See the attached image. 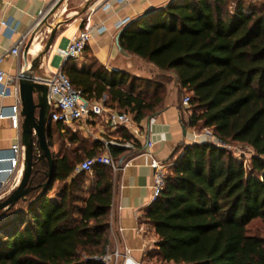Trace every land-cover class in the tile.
Here are the masks:
<instances>
[{
    "label": "trees",
    "instance_id": "trees-1",
    "mask_svg": "<svg viewBox=\"0 0 264 264\" xmlns=\"http://www.w3.org/2000/svg\"><path fill=\"white\" fill-rule=\"evenodd\" d=\"M117 46L163 81L106 70L85 45L79 69L67 59L59 70L84 98H103L136 124L161 109L174 78L176 93L187 94L189 127L210 128L221 142L252 151L244 168L207 142L175 148L163 188L143 213L156 235L145 256L165 264H264V237L245 235L252 219L264 228V0H171L129 21ZM44 136L48 150L60 136L74 148L49 151L51 180L42 195L47 166L33 153L27 194L0 210V264H100L91 258L108 242L111 172L95 165L86 191L87 173L72 169L100 154L102 144L68 127L60 135L49 120ZM112 137L138 147L125 126ZM107 151L118 162L132 150L108 145ZM54 183L59 186L51 197Z\"/></svg>",
    "mask_w": 264,
    "mask_h": 264
},
{
    "label": "crops",
    "instance_id": "crops-1",
    "mask_svg": "<svg viewBox=\"0 0 264 264\" xmlns=\"http://www.w3.org/2000/svg\"><path fill=\"white\" fill-rule=\"evenodd\" d=\"M55 1L0 0V22L4 21L14 28V32L8 37L0 25V54L6 52L12 42L24 32H30L25 42L29 37L30 42H33L32 45L30 43L31 53L27 49L22 55L21 49L20 55H7L0 62V69L5 74L16 76L23 60L29 65L39 54L43 38L48 35L50 29L54 30L51 45L46 54L38 56L37 64L32 68L31 75L34 78H42L48 72L54 71L60 64L59 59L54 55L55 49L63 47L75 36L87 14H89V22L100 27V30L90 32L85 43L86 51L106 70H120L129 74V69L132 68L130 64L134 58L117 51L114 44L117 32L129 21L160 8L171 0H124L121 2L116 0H63L46 20V24L38 26L37 21L40 20V14L44 16ZM122 19L126 21L116 27V22ZM84 61L85 57L81 53L73 60V64L79 69ZM176 91L177 83L172 78L167 86L161 109L152 115L143 117L138 124L135 123L138 134L142 138L130 133L138 147L125 153L123 159L118 161L121 164L120 169L114 175L111 174L107 246H117L120 250L125 248L129 254V259L120 260L119 264L153 262L145 256V253L151 250L156 242L152 227L143 221L144 210L151 203L149 194L152 183V171L148 167L149 158L146 152L149 151L156 160L170 163L173 159L171 154L175 148L193 143L191 136L193 128L187 123V106L181 105V99L177 98ZM14 104L16 100L13 96L0 97V111L7 113L8 107ZM17 105L19 106V102ZM111 131L99 134V130L96 129L91 139L96 141H99L100 137L107 139ZM16 139L19 140V126L13 128L8 119H0V199L13 188L10 177L6 179L8 169L6 156L7 149ZM145 142L152 143V146L147 149ZM91 175L94 181V172ZM110 229L113 234L110 233Z\"/></svg>",
    "mask_w": 264,
    "mask_h": 264
},
{
    "label": "built area",
    "instance_id": "built-area-1",
    "mask_svg": "<svg viewBox=\"0 0 264 264\" xmlns=\"http://www.w3.org/2000/svg\"><path fill=\"white\" fill-rule=\"evenodd\" d=\"M118 2L124 0H116ZM43 15L40 14V19ZM40 20L37 21V24ZM126 19L116 22L115 26L118 27L123 24ZM0 25L9 37L14 28L8 23L1 21ZM92 30H100V27L92 25L89 22V14H87L75 34V36L67 41L63 47H58L54 51V55L59 59V66L52 72H48L45 77L34 78V80L46 87V101L48 105V120L58 124L59 133L64 132L65 128H71L79 131L83 136L93 137L94 131L99 130V134L105 131L114 130L118 126H125L129 133L134 136L142 138L138 134L136 125L131 116L125 112H120L115 109H110L103 104V98L99 100H87L84 98L77 89H74L67 77L60 72V65L67 59H76L82 52L87 39ZM30 32L20 34L11 44V46L0 54V62L7 56H18L21 54V49L25 45V40ZM31 43V42H30ZM29 43V45H30ZM13 96L16 104L8 107V112L0 111V119H8L11 127L16 128L19 126V106L17 105V87L15 76H9L0 69V97ZM188 98L183 96L180 100L182 106H187ZM193 143L207 142L215 147L221 149H229L226 143L218 140L211 132L210 128L203 127L199 130L192 131L191 133ZM102 144V151L98 155L86 158L76 163L73 166L72 173L85 172L91 174L95 165H104L109 168L112 175L119 169L121 164L115 162L107 151V146L123 147L133 149L131 141L118 142L114 139L98 138ZM146 148H150L152 143L145 142ZM149 158L148 167L152 171V183L150 186L149 201L152 202L163 188V178L166 168L170 163L161 162L153 158L149 151L146 152ZM6 161L8 169L6 170V179L10 177L13 182V187L16 185L20 172L22 162V146L19 140H15L7 149ZM16 178V179H15ZM5 179V181H6ZM3 182V180H2ZM111 234L113 232L109 230ZM93 261L100 264H119L120 260L129 259L128 250L123 248L120 250L117 246H105L103 252L99 256L91 258ZM133 264H143L141 262H133ZM147 264H165L164 262H150Z\"/></svg>",
    "mask_w": 264,
    "mask_h": 264
},
{
    "label": "water",
    "instance_id": "water-1",
    "mask_svg": "<svg viewBox=\"0 0 264 264\" xmlns=\"http://www.w3.org/2000/svg\"><path fill=\"white\" fill-rule=\"evenodd\" d=\"M62 1L63 0H56L51 8L40 19L37 25H45L46 20L56 11ZM122 29L117 32L114 39V44L117 51L120 54L125 55V52H123L117 46V37ZM53 32L54 30L50 29L39 54L29 65L25 60H23L22 66L15 76L17 98L19 102L18 114L20 117L19 143L22 146L21 172L16 185L3 198L0 199V210L11 207L16 201L23 199L27 194L30 188L29 175L33 153L38 152V156H36V158L41 157L44 159L47 166L45 172L46 181L40 185L41 195L44 194L46 186L51 180L52 161L44 136L45 125L48 122L46 87L34 80L33 76L31 75V70L34 66H36L38 56L44 55L48 52V49L51 45ZM30 40L31 39H28L22 48V55L26 53Z\"/></svg>",
    "mask_w": 264,
    "mask_h": 264
},
{
    "label": "rangeland",
    "instance_id": "rangeland-1",
    "mask_svg": "<svg viewBox=\"0 0 264 264\" xmlns=\"http://www.w3.org/2000/svg\"><path fill=\"white\" fill-rule=\"evenodd\" d=\"M45 38H43L40 49L42 48V46L44 44ZM29 39H30V37H29ZM133 58H134V60L131 61V64H130L132 68L129 69V75L135 76V77L141 78V79L145 78L151 82L163 81L164 78H162L161 76H158L157 71L155 69H153L152 66H150L146 62L139 60L135 57H133ZM169 83L167 84V86L169 85ZM167 86H166V90H167ZM148 92H150V91H148ZM164 94H165V91L163 92V95ZM185 95H187L185 92H183V91L179 92L178 91L177 98L181 99ZM196 130H198L197 126H195L193 128V131H196ZM63 133L64 132L60 133V135ZM82 138L86 139L87 141L92 140L91 136H85ZM58 145H61L64 148H70V149L74 148V144H67V142L65 141V137L60 136L57 139V141H55L54 144H52L50 146L49 151H51L52 153H55ZM226 145L229 146V149H227V151H229L231 153V155L235 158V160L239 161L244 168H247L249 157L252 155L251 149L248 148L247 146L243 145V144H240V143L231 142V143H226ZM91 174L87 173L84 175V183L82 186H83L84 190H86V191L89 190L91 188V185H92V181H93L92 178L93 177ZM58 186H59V184H57V183L53 184V192H52L53 195H50L51 197H53V196L55 197V193H56L55 190ZM252 234H257L261 237H264V228L262 227V225L260 224V221L257 218L250 220L245 225V235H252Z\"/></svg>",
    "mask_w": 264,
    "mask_h": 264
},
{
    "label": "bare ground",
    "instance_id": "bare-ground-1",
    "mask_svg": "<svg viewBox=\"0 0 264 264\" xmlns=\"http://www.w3.org/2000/svg\"><path fill=\"white\" fill-rule=\"evenodd\" d=\"M32 43H33V42H32ZM32 43H31V45H32ZM37 43H38V42H37ZM31 45H30L29 48H28V52H29V53H31V52H30Z\"/></svg>",
    "mask_w": 264,
    "mask_h": 264
}]
</instances>
